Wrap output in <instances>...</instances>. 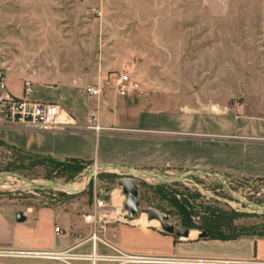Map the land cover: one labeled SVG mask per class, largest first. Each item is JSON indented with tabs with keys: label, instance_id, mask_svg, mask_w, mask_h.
Returning a JSON list of instances; mask_svg holds the SVG:
<instances>
[{
	"label": "rangeland",
	"instance_id": "1",
	"mask_svg": "<svg viewBox=\"0 0 264 264\" xmlns=\"http://www.w3.org/2000/svg\"><path fill=\"white\" fill-rule=\"evenodd\" d=\"M0 67L23 72L32 86L42 73L54 86L102 78L96 97L124 96L113 82L125 71L140 84L133 101L158 96L155 101L167 103L161 110L184 114V131L171 135L203 155L199 166L169 171L94 169L96 162L28 159L0 144L5 211L48 208L83 217L107 194V215L88 223L97 234L143 224L141 209L152 207L197 237L201 230L208 239L264 236V161L257 158L264 153V137L257 135L264 133V0H0ZM79 95L83 103L81 89ZM45 97L41 101H50ZM247 152L249 159L241 156ZM124 176L138 186L139 209L131 220L117 184ZM97 242L99 253L90 259H125ZM76 255L57 261L70 264Z\"/></svg>",
	"mask_w": 264,
	"mask_h": 264
},
{
	"label": "crops",
	"instance_id": "2",
	"mask_svg": "<svg viewBox=\"0 0 264 264\" xmlns=\"http://www.w3.org/2000/svg\"><path fill=\"white\" fill-rule=\"evenodd\" d=\"M7 84L15 94H21L24 74L10 70ZM101 79L94 83H101ZM31 98L49 100L60 104L69 113L75 126L65 130H35L21 125L0 124V139L22 150L50 155L59 159H78L101 165H116L133 170H176L199 166L203 157L200 148L187 144L182 136L185 116L161 110L166 101H133L139 93L130 92L122 97L109 96L90 98L81 81L50 85L47 75L32 78ZM79 89L85 97L80 103ZM128 97L129 101L125 100ZM164 98V96H159ZM96 110L98 123L104 129L96 135L86 127L87 113ZM132 122H125L126 117ZM260 130L264 124H259ZM264 137V133L257 134ZM249 159L251 153L241 154ZM233 157V155H232ZM259 162L264 153L257 154ZM237 163L231 162L234 166ZM244 170H249L245 168ZM251 171V170H249ZM258 168L257 172H262ZM23 221L15 219L16 211L8 212L0 207V249L9 252L0 254V264H59L50 258H38L18 254L29 250H66L78 254L70 264H107L104 259H90L99 253V237L104 243L121 254L141 255L160 259L152 262H121L117 264H264V236H244L221 240L175 237L161 229L140 223L119 225L96 233L91 224L80 215L59 214L48 208L34 212L22 211ZM59 226V232H55ZM97 238L91 243V234ZM103 238H101V237ZM103 250L101 254H106ZM93 260V262L91 261Z\"/></svg>",
	"mask_w": 264,
	"mask_h": 264
},
{
	"label": "built area",
	"instance_id": "3",
	"mask_svg": "<svg viewBox=\"0 0 264 264\" xmlns=\"http://www.w3.org/2000/svg\"><path fill=\"white\" fill-rule=\"evenodd\" d=\"M6 71L0 67V124L21 125L35 130H65L75 126L72 116L53 101H41L31 98L33 86L29 80H24L21 94H15L7 84ZM116 92L120 95H128L130 92L139 91L140 84L127 72L120 71L113 82ZM85 92L90 97H96L101 93L100 84H91L85 87ZM86 127L98 135L103 128L98 123V116L95 111L89 112ZM97 169V168H96ZM107 199L104 197L94 199V208L90 214L84 215V221L96 224L107 214ZM119 217V215H117ZM55 232H59V226H55ZM91 239H96V233H92ZM9 251H2L3 254ZM67 253V254H66ZM69 250H29L18 254L38 258L62 259L68 255ZM125 258L122 262H152L160 259L122 254Z\"/></svg>",
	"mask_w": 264,
	"mask_h": 264
},
{
	"label": "water",
	"instance_id": "4",
	"mask_svg": "<svg viewBox=\"0 0 264 264\" xmlns=\"http://www.w3.org/2000/svg\"><path fill=\"white\" fill-rule=\"evenodd\" d=\"M100 166V164H95L94 169ZM106 166H114L115 168H122L116 165H106ZM117 184L121 187L122 193L125 196V200L123 203L124 209L128 212V219H133L134 215L138 212L139 209V198H138V186L135 180L130 176L120 177L117 180ZM105 199H108V195L105 194ZM142 212L146 214V219L153 220L156 219L159 222L160 229L166 233L174 234L177 237H188L189 236V228H182L179 226H175L171 221H169V217L167 213L160 212L159 210L147 207L142 208ZM15 219L17 221H23L25 219V214L22 211H17L15 214ZM199 237H207L208 233L205 230H201L198 234Z\"/></svg>",
	"mask_w": 264,
	"mask_h": 264
},
{
	"label": "trees",
	"instance_id": "5",
	"mask_svg": "<svg viewBox=\"0 0 264 264\" xmlns=\"http://www.w3.org/2000/svg\"><path fill=\"white\" fill-rule=\"evenodd\" d=\"M0 144L9 146L10 148L14 149L15 152H17L19 155H21L22 157L28 158V159L46 160V161L55 162V163L63 162L61 159L50 156V155H43V154H38V153H33V152L22 150L13 145L7 144L1 139H0ZM68 160L86 162L84 160H78V159H68ZM222 239H229V237H222Z\"/></svg>",
	"mask_w": 264,
	"mask_h": 264
},
{
	"label": "bare ground",
	"instance_id": "6",
	"mask_svg": "<svg viewBox=\"0 0 264 264\" xmlns=\"http://www.w3.org/2000/svg\"><path fill=\"white\" fill-rule=\"evenodd\" d=\"M143 222L146 225V222L145 221H143ZM147 225H151V226H154L156 228H158L160 226L158 220H156V219L149 220V221L147 220Z\"/></svg>",
	"mask_w": 264,
	"mask_h": 264
}]
</instances>
